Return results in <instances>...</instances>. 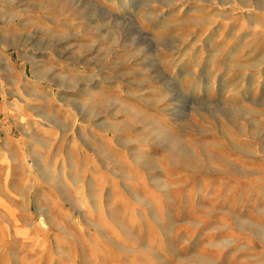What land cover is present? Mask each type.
<instances>
[{
	"label": "rangeland",
	"instance_id": "obj_1",
	"mask_svg": "<svg viewBox=\"0 0 264 264\" xmlns=\"http://www.w3.org/2000/svg\"><path fill=\"white\" fill-rule=\"evenodd\" d=\"M0 264H264V0H0Z\"/></svg>",
	"mask_w": 264,
	"mask_h": 264
},
{
	"label": "crops",
	"instance_id": "obj_2",
	"mask_svg": "<svg viewBox=\"0 0 264 264\" xmlns=\"http://www.w3.org/2000/svg\"><path fill=\"white\" fill-rule=\"evenodd\" d=\"M5 131L8 132V131H10V130H8V128H5ZM9 150L11 151V149H9Z\"/></svg>",
	"mask_w": 264,
	"mask_h": 264
}]
</instances>
